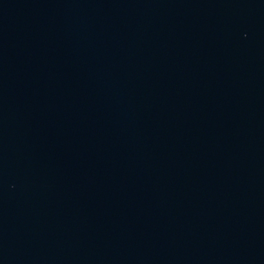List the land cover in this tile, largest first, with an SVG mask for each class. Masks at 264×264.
I'll use <instances>...</instances> for the list:
<instances>
[{"label":"water","instance_id":"obj_1","mask_svg":"<svg viewBox=\"0 0 264 264\" xmlns=\"http://www.w3.org/2000/svg\"><path fill=\"white\" fill-rule=\"evenodd\" d=\"M0 264H264V0H0Z\"/></svg>","mask_w":264,"mask_h":264}]
</instances>
